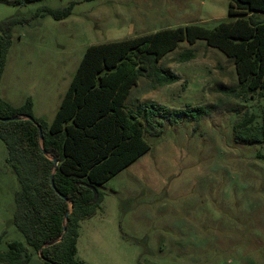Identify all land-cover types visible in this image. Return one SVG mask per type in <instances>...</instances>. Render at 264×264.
Instances as JSON below:
<instances>
[{"label": "rangeland", "instance_id": "374dc122", "mask_svg": "<svg viewBox=\"0 0 264 264\" xmlns=\"http://www.w3.org/2000/svg\"><path fill=\"white\" fill-rule=\"evenodd\" d=\"M73 1L68 17H34L42 5ZM252 14L264 21V12ZM19 15L31 19L12 27L0 96L14 107L30 100L33 116L51 123L90 45L188 23L211 27L229 18V0H0V33ZM188 48L196 57L179 62ZM159 66L179 81L153 88L141 76L127 99L132 109L154 102L210 111L200 121L140 115L147 125L162 122V133H147L151 148L99 186L96 213L80 220L76 257L89 264H264V142L242 141L235 130L246 112L262 113L264 98L229 94L238 86L235 65L204 40L180 42ZM7 157L0 138L1 249L26 241L13 221L20 182Z\"/></svg>", "mask_w": 264, "mask_h": 264}, {"label": "trees", "instance_id": "16d2710c", "mask_svg": "<svg viewBox=\"0 0 264 264\" xmlns=\"http://www.w3.org/2000/svg\"><path fill=\"white\" fill-rule=\"evenodd\" d=\"M31 1L41 0H19L21 4ZM74 4L42 5L34 17L46 12L62 19L72 13ZM254 11L264 12V0H229V18L211 27L188 23L90 45L51 123L33 116L30 100L14 107L0 96V117L32 118L0 120L7 161L20 182L13 221L26 240L10 241L6 249L0 248V264H89L76 257L80 220L96 213L103 198L99 186L151 148L147 133H162V122L147 125L140 115L175 113L200 121L210 111L204 105L171 111L154 102H144L137 110L127 104L143 75L152 80L153 88L179 81L177 74L159 66V60L180 42L193 45L204 40L220 49L234 63L238 79V86L227 92L244 100L257 94L264 98V21ZM30 19L19 15L3 22L0 81L12 27ZM195 57V49L188 48L178 61ZM235 130L242 141L264 142V109L260 114L246 112ZM2 240L0 233V244Z\"/></svg>", "mask_w": 264, "mask_h": 264}, {"label": "water", "instance_id": "95a60500", "mask_svg": "<svg viewBox=\"0 0 264 264\" xmlns=\"http://www.w3.org/2000/svg\"><path fill=\"white\" fill-rule=\"evenodd\" d=\"M26 118H29V119H32L31 117H27V116H24V115H18V116H15V117H12V118H6V117H0V120H4V121H7V120H10V119H15V120H19V119H26ZM39 126V129H40V136L42 138L43 136V132L41 130V127L40 125ZM54 161H55V165L58 164V160L56 158H54ZM54 175H52V179H53ZM70 206L72 207V203H70ZM70 212H67L65 214V220H64V231H66L67 229V226H66V221H67V218H68V215H69ZM65 233V232H64ZM64 233L63 235L60 237V239L64 236Z\"/></svg>", "mask_w": 264, "mask_h": 264}]
</instances>
